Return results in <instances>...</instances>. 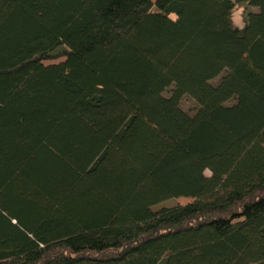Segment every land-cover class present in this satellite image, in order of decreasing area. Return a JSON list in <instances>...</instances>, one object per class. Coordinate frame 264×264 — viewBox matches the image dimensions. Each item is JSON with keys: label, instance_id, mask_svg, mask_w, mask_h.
Instances as JSON below:
<instances>
[{"label": "trees", "instance_id": "obj_1", "mask_svg": "<svg viewBox=\"0 0 264 264\" xmlns=\"http://www.w3.org/2000/svg\"><path fill=\"white\" fill-rule=\"evenodd\" d=\"M0 264H264V0H0Z\"/></svg>", "mask_w": 264, "mask_h": 264}, {"label": "rangeland", "instance_id": "obj_2", "mask_svg": "<svg viewBox=\"0 0 264 264\" xmlns=\"http://www.w3.org/2000/svg\"><path fill=\"white\" fill-rule=\"evenodd\" d=\"M156 0H151V2H155ZM256 12L257 10L254 8H246V9H237L234 14H233V24L241 29L243 27V19L244 16L247 12ZM59 60H53V61H49L46 62V64H50V63H57ZM182 107L185 110H193L194 109V104L190 101V100H184L182 102ZM208 174V173H206ZM191 200L190 199H184V198H178V199H174V200H170L165 202L162 206H176V205H186L188 203H190Z\"/></svg>", "mask_w": 264, "mask_h": 264}]
</instances>
